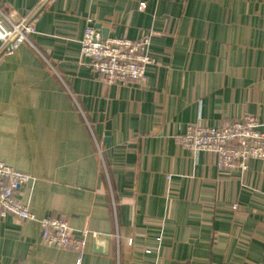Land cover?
Masks as SVG:
<instances>
[{"label":"crops","instance_id":"1","mask_svg":"<svg viewBox=\"0 0 264 264\" xmlns=\"http://www.w3.org/2000/svg\"><path fill=\"white\" fill-rule=\"evenodd\" d=\"M0 13L35 17L0 55V160L31 176L20 200L38 218L88 232L78 263L8 215L0 264H264V160L223 171L174 139L188 123L264 122V0H0ZM86 26L150 32L146 83L102 84L80 53Z\"/></svg>","mask_w":264,"mask_h":264},{"label":"built area","instance_id":"2","mask_svg":"<svg viewBox=\"0 0 264 264\" xmlns=\"http://www.w3.org/2000/svg\"><path fill=\"white\" fill-rule=\"evenodd\" d=\"M144 8L145 2H139L138 9ZM34 31L33 15L13 22L0 13V55L28 42ZM150 40V32L138 39L103 37L97 29L86 26L80 40V53L88 58L102 84L133 82L143 85L147 81L146 67L154 62L149 52ZM263 126L264 122L257 116L247 113L238 118H225L216 125L188 123L184 132L174 139L192 153H211L219 170L245 173L250 160H264V130L260 129ZM30 179L29 174L15 170L0 160V218L10 215L19 221H37L42 243L74 251L79 263L88 232L82 230L76 236L59 216L38 218L20 200L21 189ZM234 207L232 204L231 208Z\"/></svg>","mask_w":264,"mask_h":264},{"label":"water","instance_id":"3","mask_svg":"<svg viewBox=\"0 0 264 264\" xmlns=\"http://www.w3.org/2000/svg\"><path fill=\"white\" fill-rule=\"evenodd\" d=\"M109 127H107V131H106V136H107V140L109 139Z\"/></svg>","mask_w":264,"mask_h":264}]
</instances>
